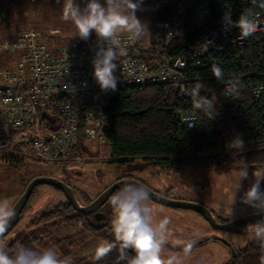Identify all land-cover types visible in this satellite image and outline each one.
Instances as JSON below:
<instances>
[{"label": "trees", "instance_id": "trees-1", "mask_svg": "<svg viewBox=\"0 0 264 264\" xmlns=\"http://www.w3.org/2000/svg\"><path fill=\"white\" fill-rule=\"evenodd\" d=\"M202 4L209 5L210 16L199 24L195 11ZM231 4L232 0H196L194 6L182 14L176 13L170 5L153 10V20L165 19L174 25L175 34L168 53L186 60L184 74L188 80L187 90L185 94H180L175 92L172 84H122L113 91L106 105L112 118L105 136L111 146V161L118 163L119 168L126 167L127 171L115 180L136 178L134 175L140 172L171 174L188 167L218 175L244 169L251 172L264 167V96L256 98L254 94L258 86H264V31L245 38L243 43L237 42L235 37H225L223 43L226 48L219 54H213L216 62L199 65L196 61L197 52L203 47L210 27L218 22ZM20 5L14 6L13 14L20 13ZM240 14L232 20H238ZM235 30L239 33L237 28ZM145 53L151 55L152 52ZM145 53L142 56L148 60L149 56ZM214 65L222 69V80L214 77ZM197 82L203 85L201 95L208 96L215 104L212 117L199 113L198 130L191 131L179 125L177 113L179 109L184 114L192 112V100L188 93ZM227 82L240 83L234 87V100L224 97ZM78 138L72 156H89L82 137L79 135ZM240 140L243 141L242 146ZM0 160L13 165L22 164V160L7 155L0 154ZM31 180L24 184L20 195ZM108 186L93 199L80 203H90ZM108 203L110 198L104 205ZM101 208L98 211L103 212ZM103 213L104 216L98 218L95 213L77 211L69 200L59 202L36 213L22 229L15 231V225L4 239L8 241L12 235V240L6 243V250L11 255L18 245L23 244L37 250L52 248L59 257L72 258L73 264H127V260L120 258L118 246L97 261L94 254L71 257L73 250L67 247L71 245L70 241L53 237L59 227L80 225L82 231L115 244L112 212ZM23 216L21 214L20 218ZM262 255L264 249L253 239L221 264H260ZM126 256L131 258L134 255L127 250Z\"/></svg>", "mask_w": 264, "mask_h": 264}, {"label": "built area", "instance_id": "built-area-1", "mask_svg": "<svg viewBox=\"0 0 264 264\" xmlns=\"http://www.w3.org/2000/svg\"><path fill=\"white\" fill-rule=\"evenodd\" d=\"M196 0H159L156 8L172 6L182 14L194 6ZM252 10L258 18L256 34L264 31V9L253 8L250 0H232L218 22L210 27L205 43L196 55L198 64L216 62L213 54L226 47L225 37H235L243 43L235 28L225 32L223 17ZM196 22L210 16V7L202 4L195 11ZM6 17V8L0 7V21ZM150 34L133 40L127 34L118 37L120 47L127 54L118 60L115 75L120 85L146 86L172 84L175 92L185 94L187 78L184 74L186 60L168 53L175 29L171 21L154 19ZM170 34V35H169ZM97 37L84 41L78 51L63 50L54 55L47 47L43 36L31 28L22 29L15 39L0 40V51L16 53L15 67L0 68V154L16 159L69 165L80 156H72L79 135L84 147L87 142H107L105 133L110 128L112 115L106 109L113 90L102 91L92 72ZM151 51V55L145 52ZM148 55L146 60L142 54ZM201 59H199V57ZM204 57V58H203ZM198 58V59H197ZM203 58V59H202ZM239 82H227V87L239 86ZM256 98L264 96V86L254 91ZM228 100L235 96L224 95ZM191 114V113H189ZM180 109L177 120L181 127L198 130V122L189 127L182 119L189 115ZM199 117V116H198ZM199 119V118H198Z\"/></svg>", "mask_w": 264, "mask_h": 264}, {"label": "rangeland", "instance_id": "rangeland-1", "mask_svg": "<svg viewBox=\"0 0 264 264\" xmlns=\"http://www.w3.org/2000/svg\"><path fill=\"white\" fill-rule=\"evenodd\" d=\"M157 1L159 0H143V10L136 13L138 18L148 25L149 30ZM78 2L83 4L84 0ZM61 3L57 0H0V7L5 6L6 9L9 7V13L6 11V17L0 21V40L13 39L19 29L31 28L43 36L47 47L54 55L60 54L63 50L82 49L85 40L74 35L75 27L71 22L61 19ZM19 5L20 13L13 14L12 9ZM93 36H96L94 31L90 37ZM17 64L16 53L0 51V68L15 67ZM86 147L89 156H80L69 165L30 160L22 161L21 165H13L0 160V200H7L10 207H13L28 180L35 176H52L71 185L79 202H84L93 199L104 187L113 183L116 177L127 173L126 167L119 168L118 163L111 161V146L108 142L91 141L86 143ZM262 170L264 167L247 171L248 177L240 180L242 171L218 175L196 167H188L171 174L152 175L140 172L134 176L171 199L203 204L211 210L218 221L227 223L250 214H257L252 207L242 203L241 197L255 179L253 172L259 173ZM260 188L264 190V180H261ZM65 200H68L66 194L55 185H37L27 203L28 207L22 213L24 216L16 224L15 231L22 229L36 213ZM148 203L153 209L154 223L164 217L170 220L161 260L167 261L175 257L180 264H221L229 260L240 248L253 240L250 238L249 228L261 220L246 222L225 231L213 226L196 209L171 207L152 199ZM101 209L103 212L111 211L114 220L115 212L110 203ZM196 232H199V238L195 236ZM53 237L70 241L71 245L68 244L67 247L73 250L71 257H89L95 253L98 245L109 244V241L95 238L82 231L80 225L59 227ZM193 239L196 243L191 254L186 257L183 245ZM4 243L5 241L1 239L0 246Z\"/></svg>", "mask_w": 264, "mask_h": 264}, {"label": "clouds", "instance_id": "clouds-1", "mask_svg": "<svg viewBox=\"0 0 264 264\" xmlns=\"http://www.w3.org/2000/svg\"><path fill=\"white\" fill-rule=\"evenodd\" d=\"M61 3V0H57ZM253 8L264 9V0H250ZM61 19L71 22L75 27V34L82 40H88L94 31L97 37L95 55L92 58V75L102 91L117 88L119 78L115 75L118 60L127 54L125 48L120 47L118 37L127 34L133 40H139L150 34L148 25L136 15L143 10V0H62ZM225 32L235 27L239 30L241 39L248 38L259 28L258 18L252 10H246L233 21L231 14L223 17ZM170 35V34H169ZM214 77L219 81L223 79V72L219 66L212 68ZM203 85L199 82L189 90L192 100V112L182 121L189 127L198 122V114L204 113L209 118L214 112L215 102L208 96L201 95ZM234 87H227L224 95L232 96ZM242 146L243 141L240 140ZM253 183L241 197L242 203L252 207L257 214H264V190L260 188L264 180V170L253 172ZM248 177L247 169L240 174V179ZM151 191L143 184L129 181L125 182L118 192L110 197V204L115 212L112 221V231L116 243L98 245L94 259L100 260L109 255L118 246L120 258L127 260V264H180L175 258L167 261L161 260V251L166 244V233L170 223L164 217L158 222H153V209L148 203ZM15 210L10 207L7 200H0V238L8 231L11 221L15 218ZM250 238L259 242L264 249V219L256 221L249 228ZM199 238V232L195 233ZM196 240L193 239L183 245L184 256L192 252ZM131 249L135 255L126 256ZM0 264H73L70 257L61 258L52 248L37 250L18 245L10 255L4 246H0ZM260 264H264V255L260 257Z\"/></svg>", "mask_w": 264, "mask_h": 264}, {"label": "water", "instance_id": "water-1", "mask_svg": "<svg viewBox=\"0 0 264 264\" xmlns=\"http://www.w3.org/2000/svg\"><path fill=\"white\" fill-rule=\"evenodd\" d=\"M129 181L135 182L137 184H143L147 188H149L151 191L150 199H152L153 201L157 203L164 204V205L171 206V207L196 209L197 211L202 213L213 226L221 230L230 231L234 229L235 227L241 224H244L246 222L264 219V214H250V215L244 216L242 218H239L231 222L222 223L218 221L216 217L213 215V213L211 212V210L207 208L206 206H204L203 204L197 203V202H191V201L171 199L168 196L158 193L157 191L153 190L151 187H149L145 183L133 177H123L121 179L116 180L110 186H108L105 190H103L93 201H91L88 204H82L79 202L78 198L76 197V194L72 186L66 183L65 181L57 179L52 176H36L28 183L24 192L20 195V197L14 203L12 208H14L15 213H16L15 218L11 221V224L8 228L7 233L2 238H0V240L8 236L10 232L14 229L16 223L18 222L20 218V215L22 214V212L27 206V203L33 193L34 188L37 185H40V184L55 185L56 187H58L60 190H62L66 194L68 200L72 203L73 207L77 211L81 212L82 214L95 213L98 218H102L104 216V213L98 211L100 207H102L109 200V198L114 194V192L117 189L122 187V185L125 182H129ZM11 240H12V235L8 237V241H11ZM4 241L5 243L3 244V246L6 249V243H8V241L7 240H4ZM129 251L133 255H135L134 251H132L131 249H129Z\"/></svg>", "mask_w": 264, "mask_h": 264}, {"label": "flooded vegetation", "instance_id": "flooded-vegetation-1", "mask_svg": "<svg viewBox=\"0 0 264 264\" xmlns=\"http://www.w3.org/2000/svg\"><path fill=\"white\" fill-rule=\"evenodd\" d=\"M137 179V178H136ZM139 180V179H138ZM116 181V180H115ZM115 181H113V182H115ZM141 182H143V183H145L143 180H140ZM112 184V183H111ZM111 184H109V186L111 185ZM146 184V183H145ZM146 185H148V184H146ZM149 186V185H148ZM150 187V186H149ZM153 189V188H152ZM153 190H155V191H157L156 189H153ZM158 193H160L159 191H157ZM160 194H162V193H160ZM163 195V194H162ZM166 196V195H165ZM25 210V209H24ZM4 239L5 238H3L2 240L4 241Z\"/></svg>", "mask_w": 264, "mask_h": 264}, {"label": "crops", "instance_id": "crops-1", "mask_svg": "<svg viewBox=\"0 0 264 264\" xmlns=\"http://www.w3.org/2000/svg\"><path fill=\"white\" fill-rule=\"evenodd\" d=\"M15 1H18V0H15ZM25 1H28V0H25ZM22 2H24V1H22ZM6 8V7H5ZM9 10V7L6 9V11H8Z\"/></svg>", "mask_w": 264, "mask_h": 264}]
</instances>
